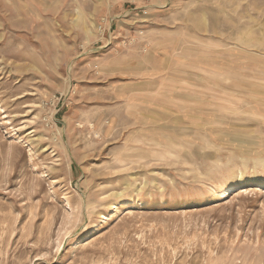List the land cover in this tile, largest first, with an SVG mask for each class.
I'll list each match as a JSON object with an SVG mask.
<instances>
[{"label": "rangeland", "instance_id": "374dc122", "mask_svg": "<svg viewBox=\"0 0 264 264\" xmlns=\"http://www.w3.org/2000/svg\"><path fill=\"white\" fill-rule=\"evenodd\" d=\"M0 264H264V0H0Z\"/></svg>", "mask_w": 264, "mask_h": 264}]
</instances>
